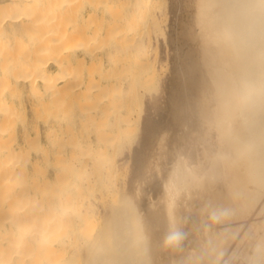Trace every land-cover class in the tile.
I'll list each match as a JSON object with an SVG mask.
<instances>
[{
	"label": "bare ground",
	"instance_id": "1",
	"mask_svg": "<svg viewBox=\"0 0 264 264\" xmlns=\"http://www.w3.org/2000/svg\"><path fill=\"white\" fill-rule=\"evenodd\" d=\"M74 1L0 0V264H180L185 260L205 264L214 260L227 242L225 239L224 246L221 236L211 234L212 230L209 233L210 229L242 213L251 218L257 198L264 191V0H193L195 18L204 31L208 30L210 11L216 9L218 12L216 30L208 37L200 34L199 46L193 47L195 50L199 47L200 58H195L209 71L211 84L214 83L211 86L215 87L213 98L208 95L209 91H204L198 112L209 130L212 129V135L205 133L198 123L193 103H186L183 115L178 114L180 118L184 116L181 122L187 134L195 136L190 138L183 130L184 136L178 143L174 140L181 159L176 156L175 163L179 160V165L176 167L173 159L167 157L166 147L164 149L167 134L162 130L154 139L151 140V136L144 139L142 151L139 149L134 154L135 168L117 205L105 202L114 195L118 185L110 178L114 168L112 161L105 155L100 156L99 149L114 151L125 142L131 144L133 124L128 107L122 108L126 117L121 118L123 123L114 144L112 136L103 135L105 127L99 130L101 125L97 128L95 121L120 106L117 105L118 97L121 104L129 106L138 93L131 88L133 82L126 91H118L120 87L114 85L109 76L111 69L125 60L123 40L132 21L144 20L155 0H135L127 14L131 16L129 21L124 17L125 12L113 5L93 0L86 1L88 4L84 0ZM76 3L81 16L85 4L90 8L86 19L81 21L84 26L81 30L74 23L72 25L73 20L71 26H66L69 16L73 18L74 9L70 6L75 7ZM70 9L72 14L68 16ZM97 15L102 17L99 16L102 22L98 25L97 20H93ZM101 26L106 29L102 30ZM88 28L93 30L91 34H85ZM68 40L74 47L69 46ZM12 51H17L15 57ZM104 51H110L105 60L107 69L102 59H98ZM21 64L27 68L23 74L16 71ZM71 64L83 66L80 74H75L79 67L72 70ZM193 68L186 69V75L200 73ZM85 69L86 74L82 73ZM145 71L146 78L149 72ZM150 74H155L154 69ZM12 84H25L30 89L40 85L38 92L32 91L34 98L58 97L61 106L66 105L73 114L76 111L80 120L85 118L90 123V129L81 125L75 140L69 141L68 149L75 156L72 169L61 163L37 169L31 160V155L40 154L42 161L49 162L46 152L36 151L35 146H54L58 138L50 134V123H57L59 127L70 124L66 116L44 122L48 128L43 138L45 143L29 133V124L24 125L20 140L11 139L19 112L18 106L12 105L17 94ZM198 85L201 88V84ZM178 99L170 102L173 110L183 103L182 98ZM102 135L106 139H101ZM101 140H106L104 145ZM210 144L214 145L211 150ZM65 153L61 155L64 157ZM212 153L215 159L211 161ZM161 161H165V165ZM170 164L173 166H169L170 170L162 168ZM49 167L52 177L47 174ZM70 170H74V177L68 175ZM95 192L97 196L99 193L94 199L101 203L104 217L101 229L96 232L99 213H93L95 203L89 202ZM192 196L196 198H190ZM187 199H190L188 203ZM66 225H72L75 232L74 250L70 257L63 258L64 247L71 241L61 231ZM260 248L257 254L264 259V248Z\"/></svg>",
	"mask_w": 264,
	"mask_h": 264
},
{
	"label": "rangeland",
	"instance_id": "2",
	"mask_svg": "<svg viewBox=\"0 0 264 264\" xmlns=\"http://www.w3.org/2000/svg\"><path fill=\"white\" fill-rule=\"evenodd\" d=\"M84 1H85V3H87V2L89 3L91 0H84ZM134 1L135 0H93V2L106 4L107 6L113 5V8H117L119 11H124L125 12L124 17L128 21H129L131 16H128L127 14L130 13V10H131V7H132ZM74 2H76V0ZM78 2H80V1H78ZM193 2H194L193 0H155V4H154L153 9H151V11H149L150 14H148V16H146L147 19L146 18L144 20L136 19V20L132 21L130 28L128 29L127 33L125 34V37L123 40L125 42V43L123 42L125 44L124 45L125 48L123 47L124 53L121 52V53H123V56H124L123 58L125 60L122 59L121 61H119L118 64L114 66V67H116V69L115 68L111 69L112 71H110L109 79L114 85L120 87V88H117L118 91L120 89H121V91L122 90L126 91L127 88H129L130 83L133 82V85L132 84L131 85L134 87H131V88L137 89L138 93L136 94L134 101H132L129 104V106L124 104V103L121 104L122 102L120 101V98L118 97L119 100L117 99V101L120 104L117 103V105H120V106H117L118 108L117 109L115 108L114 111L109 110L105 116L103 114L101 117H97L96 121H95V125L97 124V126H96L97 128H98V124H99V126L101 125L98 128L99 130H103V128L105 127L104 131H106V132L103 133V135L105 134L106 138H108V137L110 138L112 136V138L115 140L117 133H119L118 130H119L120 124L122 122L121 118L126 117L125 113L123 114L124 109L122 110V108L128 107L129 116L131 117V123L134 125V126L132 125V127L134 128V135H133V139L131 141V144H129V142H125L121 147L120 145H118L119 144L118 143L117 145L120 147V149H118L119 147L117 146L115 148H117L118 150L114 149V151L111 150L110 148H108L106 150L101 149V148L99 149L100 156L102 155V157H103L105 155V156H107L109 161L110 160L112 161L111 166H112V168L113 167L114 168H113V170H111L112 172H111L110 178H111V181L117 182L115 184L118 185V186H116V188L118 187V189L117 190L115 189V191H114L115 193L112 192L110 194V195H113V193H114L115 197L113 195L111 197H108L107 198L108 200L106 199L107 200V201H105L106 204H107V202L110 203L107 205H117L118 201H120L119 195H121L122 192L126 191L127 184L130 181L129 179H131L133 170L135 168V164H133L136 162L134 154H135V152H138L139 149H140L139 152L142 151L141 149H143V148H141V147L143 146L142 144H143L144 139L148 140L150 138V136H151V138H150L151 140L154 139L158 135V133H160L161 130H162L161 132H163L164 134L166 133L167 135L165 136V138H167V139L164 140V149L166 147L167 157L169 156L170 158L168 157V159H173L172 164L174 165V163L176 161V156H177V159L180 158V156L176 152L177 151L176 144L178 143L177 141H179V138H182L184 136L183 135L184 133L181 134L184 130L183 123L181 122L182 118L184 116H181V118H180L179 114L183 115L184 106L186 103H187V105H190V103H193L194 105L191 104V106L195 107V112L198 115L199 114L198 112H200L199 109H201L200 106H202V104H203V103H201V97H202V102H203V96L202 95H204V91H206V90L209 91L210 94L208 93V95L211 96L212 98H213V96H215V93H214L215 87L213 86V88H212V86H211L214 83L211 84L213 81L211 82L212 78L211 77L209 78V76H211L209 71L204 69V67L201 64V61H199L200 59L199 60L197 59L199 61V63L196 60V58H200L199 52H198L199 47L196 50L193 49V47L199 46V42H198L199 40L198 39H199L200 34H207L206 36L208 37L209 34H213V32L216 30V27H217L216 19H217L218 12L216 9H213V11L212 10L210 11V13L207 17V23L211 27L208 26V30L204 31L201 27V24H199V22L197 23V20L195 18V6H194ZM70 7H72V9H74L73 10V18L70 15V14H72V9H70L71 13L69 10L68 16L69 15L70 16L68 18L69 21H68V24L66 26L67 27L71 26L70 25L71 21L72 20L74 21L75 17L77 15H80V16H78L79 18L77 17L78 20L75 19L77 21V23H76V21L75 22L72 21V25L75 24L81 30L82 27H84L83 23H81V21H84L86 19L87 14L90 12L89 11L90 8L88 9V5H86V4H85V6H83V7H85L84 8L85 10L83 8L81 9L82 11L84 10L83 11L84 13L82 15L83 17H82L81 14L77 13V12L82 13L81 11H78L76 9L77 3L75 5V7L73 5ZM74 11H76V12H74ZM75 13H77V15H75V17H74ZM215 13H216V15H214ZM97 14H100V12L98 11ZM99 16L101 17V15H97L95 17L93 16L94 17L93 20H97V21H95L96 25H98V24H100V22H102V19H101L102 17L99 18ZM70 17H71V20H70ZM209 19H211L212 21L210 20L208 22ZM115 23H117V22H115ZM210 23H211V25H210ZM93 24H92V26H94ZM111 24H112V26H115L114 23H111ZM129 25L130 24H128L127 26L129 27ZM99 27H100V25H99ZM101 28H102V30L106 29L102 26H101ZM61 29H62L61 34H63L62 33L63 27H61ZM61 29H59L58 31H60ZM92 31L93 30L88 28L85 31V34H91ZM187 33H188V35H187ZM191 38H194V40H192ZM102 41H104L103 38H102ZM192 42L193 43L196 42L197 44L195 45V43H194V45H193ZM67 43H69L70 47H74V44L71 43V40H68ZM189 51H191V52H189ZM109 53H110V51H109ZM109 53H108V51H104V52L100 53L101 54L100 56L98 55V57H99L98 59H102V62L104 64V68H106V66H107L105 60H106V57L108 56ZM121 53L119 54L120 56H121ZM145 53H146V56H145ZM186 53H188V54L190 53V54L186 55ZM139 54H144V55H139ZM196 54H198V55H196ZM16 55H17V51H12V57H15ZM194 58H195L196 62L193 61ZM118 59H121V58H118ZM135 60H138V61H135ZM182 60L184 61L183 64H181L183 62ZM122 61H124V62H122ZM133 62H134V64H133ZM138 62L143 63V64L139 63L140 64L139 65ZM146 62L149 65H146L145 64ZM144 64L146 66H144ZM73 65L71 64V66H73ZM180 65H182V67ZM183 65L186 68L183 67ZM85 66L86 67H84V68H87V65H85ZM193 66H194V68H193L194 70L199 69L200 73H198L197 70H196L197 71L196 73L199 74L200 76L197 74H194V76H193V74H191L190 76L188 74L186 75V72H185L186 69H189V67H193ZM75 67L76 68L79 67V68L76 69L78 71H76V73L75 72L74 73L80 74V72H81L80 70L83 66H75ZM75 67L73 66V68L71 67V69L73 70ZM181 68H183V69H181ZM26 69L27 68L23 64H21L17 67L16 71L23 74L26 72ZM145 69L146 70L148 69V72H149L147 74L146 78H145V73H146ZM153 69H154V73H155L154 75L150 74V72H152ZM207 71H208V73H207ZM86 72H87L86 69H85V72H83V70H82V73L86 74ZM141 72H142V74H141ZM205 72H206V74H209V75H206ZM184 73H185V75H184ZM195 75H196V77H195ZM179 76H181V77H179ZM182 77L185 79L183 80ZM200 77H201V79H200ZM143 78L145 79V81L143 80L144 83L142 82ZM206 79H207V81H206ZM209 79H210V82L208 81ZM137 81L139 83H137ZM186 82H187V84H186ZM196 82H197V84H196ZM202 82H204V83H202ZM207 82L209 83L210 86L206 85V84H208ZM142 83H143V85H141ZM184 83H185V85H184ZM199 83L201 84V88L198 85ZM202 84H204V85H202ZM185 86H187L186 87L187 89L185 88ZM190 86H192V90H191ZM193 86H194V89H193ZM39 88H40V85H37L35 89H30L29 86H27L25 84L24 85L12 84V89L17 93L16 97L12 101V105H17L19 108V110H18L19 112H18V117L14 120V126H13L14 132H13V136H12L13 138H11V139L12 140L14 139L15 141L18 139L20 140L21 135L23 134L24 125L29 124V127H28L29 133L32 134L33 136H38L40 138L41 142L45 143L43 138L46 135L48 128L45 125H43L44 122L49 121L50 119H53V118L58 119L59 117L66 116L67 118L70 119V121H69L70 124L65 123L62 127H59V125L57 123H50V126H49V130L51 131L50 134H52L55 138H58V142H56V144H54V146L46 145V144L45 145L44 144H41V145L36 144V146H35V148H38L36 151L43 149L46 152V154L49 158V160H48L49 162L47 163L46 161H42L40 158V154L31 155V160L33 161L34 165H36L37 169L44 168L47 164H50V163L51 164H56V163L60 164L61 163L63 165H67V167L69 166L72 169L73 164H74V160H75V156L70 151V149H68V147L70 145L69 141L75 140V138L77 137L78 130H79V128H81V125H86V129H90L91 128L90 123L87 122V119H85V118H83V119L81 118L82 120H80L79 117H77V114L75 113L76 111L73 114L72 112H70L68 110V107H66L65 104H64L65 107L63 105L61 106L60 99L58 97H56V98L55 97H43L42 100H40V97H39V99L34 98L32 91L38 92L37 89H39ZM143 89H145V90H143ZM182 90L184 91L183 92L184 95L182 93ZM193 90H194V92H193ZM118 91L116 90V92H118ZM180 91H181V93H180ZM201 92H203V93H201ZM178 93H179V95H178ZM190 93H191V95H190ZM192 94H194V97ZM199 94L201 96H199ZM212 94H213V96H212ZM119 95H121V94L119 93ZM179 96L183 100H181V98ZM188 96H189V98H188ZM172 97L175 99L179 98L178 101L179 100H181V102L183 101L182 105H181V103L179 104L181 107L178 105L179 107L177 108V110H173V107L170 105L171 104L170 102L173 99ZM188 99H190V100H188ZM197 100H198V102H197ZM64 101L66 102V100H64ZM198 103H199V105H198ZM121 105H122V107H121ZM119 107H120V110H119ZM197 107H199V108H197ZM178 110H179V112H178ZM113 112H115V113H113ZM199 115H198L197 121L200 124V126L202 127L203 131L205 133H207L208 135H212V132H211L212 129L209 130L210 128H209V125L206 124V120L204 121V119L199 117ZM102 119L104 120V122ZM176 122H177V124H179V126H177ZM180 123H181V125H180ZM169 125H171V126H169ZM182 126H183V128H182ZM203 126H206L205 127L206 130ZM96 127H93V128H96ZM172 127H174V128H172ZM175 129H177V130L179 129L178 132L179 131L180 132L179 133L176 132L177 130H175ZM104 131H102V132H104ZM184 132H185V135H189L190 138H194V136H195L193 133L187 134L186 129L184 130ZM174 133H176V134L174 135ZM178 134H181V135L178 136ZM103 135L100 136L101 139H102ZM107 135H110V136H107ZM105 137H103V139ZM174 140L177 143L174 142ZM101 141H102V144L104 145L103 142L106 140H101ZM116 141H117V138L114 141L115 142L114 144H116ZM166 141H168L167 142L168 144L166 143ZM11 143H12V141H11ZM106 143H105L106 145L109 144L108 142H106ZM114 144L111 143V145H114ZM169 146L172 148H170ZM213 146H214L213 144H210L209 149L210 150H211V148L213 149ZM173 148L175 150H173ZM145 151L148 152L147 150H145ZM168 151H170V152H168ZM173 151H174V153H171ZM63 152H67V153H65L64 157L61 155V154H63ZM175 152L177 154H175ZM173 154H175V155H173ZM172 156L173 157L175 156V157L172 158ZM168 159H167V161H168ZM214 159H215V155H213V153H212L211 161ZM179 160L181 161V159H179ZM179 160H177V162L175 163L176 167H177V165H179L178 164ZM161 162H163V161H161ZM163 163L165 165L166 162L164 161ZM172 164L162 166V168H164L166 170H170L173 167ZM167 166L168 167L172 166V167L168 168ZM47 171H48L47 172L48 176L52 177L53 176L52 168L51 167L47 168ZM207 173H209V171H207ZM68 175L70 177H74V170H70ZM215 189H213V190L215 191ZM213 190H211V192ZM70 191L72 192V187L70 188ZM116 191H117V193H116ZM98 196H99V193H98ZM98 196H97V192H95L94 196L89 197V202L95 203L94 204L95 206L92 207L93 213H96V212L99 213V215H97V218L98 217L99 218H98V220H96V224L99 223V225L97 224L98 226H97V228H95V232L98 231L99 229H101L103 219H104L103 207H102L101 203L98 202L99 201L98 199L97 200L94 199L95 197H98ZM193 197L196 198V196H192L190 198H193ZM114 198H116V199L113 200ZM189 200L190 199H187V203L189 202ZM112 201H115V202L112 203ZM207 215L208 214H206V218L209 217ZM243 217L245 218V220ZM246 218H248V220ZM236 219H238L237 221H239V222H237ZM228 222H229V224H228ZM215 228H216V230H215ZM215 228L212 227L210 229L209 233L212 230L211 234L216 233L215 234L216 236H221L220 238H221V241L223 242L224 246L226 244L227 245L222 250L223 252L221 251L219 253L220 256L218 254L215 255L214 260H210L209 262H207L205 264H264V259H261V257L258 256V254H257L258 253L257 250L260 247L264 248V246H260V245L264 244V243H262V240H264V232H262V230H264V191H262V193L257 198V201L253 207V212H252L251 218H250V216H246L245 214L242 213L241 215H239L238 218L235 217L232 220H227L224 223L223 222L219 223L218 225L215 226ZM234 229H235V231H234ZM61 231H62V234L65 235V237L68 236V237H70V240H71L69 242L70 245L64 247V251L62 253L63 258H66V257L68 258V256L70 257V254H72V251L74 250V241L73 240H74L75 232H73V226L72 225L64 226L61 229ZM216 231H218V232H216ZM219 232L221 233V235ZM229 238L231 240H229ZM259 238H261V240H260L261 244L259 243ZM225 239L227 242L226 244L224 241ZM204 242H206L205 239H204ZM199 249L203 250L202 247H199ZM202 250H200L198 252H201ZM182 252L184 253V251H182ZM262 258H264V257H262ZM180 260H182V259H180ZM186 261H188V262H186ZM180 262H182V263L184 262V264L185 263L186 264H188V263L193 264L194 263V262H191L190 260H185V261H180ZM182 263H180V264H182ZM196 263L199 264V262H195V264Z\"/></svg>",
	"mask_w": 264,
	"mask_h": 264
}]
</instances>
